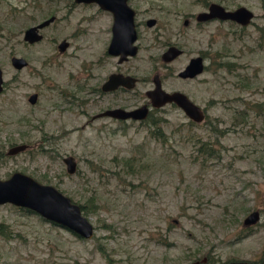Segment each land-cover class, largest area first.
<instances>
[{"label":"rangeland","instance_id":"rangeland-1","mask_svg":"<svg viewBox=\"0 0 264 264\" xmlns=\"http://www.w3.org/2000/svg\"><path fill=\"white\" fill-rule=\"evenodd\" d=\"M211 1L228 9L245 5L254 17L246 26L197 21ZM128 2L136 11L138 51L119 63L106 52L112 14L97 3L0 0V150L30 144L3 155L0 178L19 170L55 185L91 208L86 216L95 228L91 238H79L32 210L0 204V264H198L207 256L213 264H264L263 0ZM50 14L57 18L41 30L43 38L25 42L24 29ZM64 38L69 45L61 51ZM167 42L183 49L168 64L160 56ZM201 52L211 69L178 77ZM224 54L235 69L214 71L211 63ZM13 55L28 63L17 69ZM115 67L137 78L120 93L124 99L90 92ZM154 73L163 87L203 107L204 120L192 123L174 103L152 107L145 120L92 118L114 103L133 108L147 101ZM32 92L35 103L28 100ZM203 140L213 155L197 151ZM69 154L74 173L63 161ZM254 209L260 220L244 225Z\"/></svg>","mask_w":264,"mask_h":264},{"label":"water","instance_id":"water-1","mask_svg":"<svg viewBox=\"0 0 264 264\" xmlns=\"http://www.w3.org/2000/svg\"><path fill=\"white\" fill-rule=\"evenodd\" d=\"M77 2H96L103 9L109 10L113 15L111 26V39L108 45V52L112 55H119V61H122L138 51L135 43L137 40V29L135 24V9L129 4L128 0H75ZM254 17L252 9L245 5H239L233 9H228L219 2L211 1L205 10L199 11L195 19L199 22H205L213 19L231 20L241 26L250 24ZM55 20V15L29 25L23 31V40L29 43L39 41L42 38L41 29L48 26ZM156 19L150 17L147 19L149 26L155 23ZM189 22L184 19V24ZM69 42L64 38L58 43V48L65 50ZM182 49L177 46H169L162 53V58L166 61L171 60ZM11 63L14 67L20 69L24 67L27 60L24 57L13 55ZM204 59L201 55L193 56L184 69L179 71L183 77H194L200 74L204 69ZM136 77L130 74L112 72L108 75L106 81L102 84L103 90H112L119 85L132 88L136 83ZM154 87L146 91L149 103L153 107H160L166 103L174 102L184 113L194 122L198 123L204 120L205 111L203 107L194 102L185 92L181 90L168 91L161 85L158 74H154ZM3 74L0 67V91L3 88ZM36 93L29 96L30 102H35ZM149 114V106L141 104L137 107L128 109L115 107L105 109L97 116H111L118 119H145ZM27 147L26 143H18L9 147L8 154H16ZM66 169L69 173H74L77 163L72 155L63 157ZM11 203L38 213L44 219L56 223L73 232L82 238H91L94 234V224L87 217L79 203L65 194L53 184L42 183L35 177L16 170L8 177L0 178V204ZM261 218L260 211L254 209L250 211L243 219L244 225H251L258 222ZM206 261V257L202 259ZM195 264V263H192Z\"/></svg>","mask_w":264,"mask_h":264},{"label":"flooded vegetation","instance_id":"flooded-vegetation-1","mask_svg":"<svg viewBox=\"0 0 264 264\" xmlns=\"http://www.w3.org/2000/svg\"><path fill=\"white\" fill-rule=\"evenodd\" d=\"M75 1V0H74ZM75 2H77V1H75ZM77 3H92V2H77ZM96 3V2H95ZM98 4V3H97ZM98 6H99V4H98ZM100 7V6H99ZM101 8V7H100ZM103 9V8H102ZM106 10V9H105ZM109 11V10H108ZM112 14V13H111ZM135 14H136V12H135ZM50 15H55V14H50ZM49 15V16H50ZM112 17H113V15H112ZM56 18H57V16L55 15V20H56ZM148 19V18H147ZM147 19H146V24H147ZM54 20V21H55ZM54 21H52V22H54ZM210 21V20H209ZM51 22V23H52ZM112 22H113V20H112ZM50 23V24H51ZM155 23H156V21H155ZM154 23V24H155ZM49 24V25H50ZM135 24H136V22H135ZM153 24V25H154ZM148 25V24H147ZM111 26H112V24L110 25V31H111ZM47 27V26H46ZM45 28V27H44ZM42 30V29H41ZM41 32V31H40ZM43 34V33H42ZM111 35H112V31H111ZM111 35H110V37H109V42H108V44H107V46H106V52L108 53V54H110V55H112L111 53H109L108 52V50H107V48H108V45H109V43H110V39H111ZM42 38H43V35H42ZM41 38V39H42ZM40 39V40H41ZM39 40V41H40ZM25 42H27V41H25ZM36 42H38V41H36ZM36 42H33V43H36ZM27 43H29V42H27ZM33 43H29V44H33ZM69 45V44H68ZM166 45V47H165V49L164 50H166L169 46H177V47H179L180 49H182L177 43H173V42H167V44H165ZM58 46V45H57ZM164 50L161 52V59L166 63V64H168L169 62H171V61H173V60H175L178 56H180L181 54H183V49H182V52L181 53H179V54H177L174 58H172L171 60H169V61H166V60H164L163 58H162V53L164 52ZM135 55V54H134ZM198 55H201L202 57H203V59H204V62H205V56L202 54V52H201V54H198ZM112 56H115V57H117V62H119V63H121V62H123V61H125V60H127V58L126 59H124V60H122V61H119V55H112ZM130 56H133V55H130ZM130 56H128V58L130 57ZM196 56V55H195ZM12 57V56H11ZM193 57V56H192ZM192 57H190L189 58V60H188V62L183 66V67H181V69H178V71H177V76L178 77H180V78H182V79H188V78H193V77H183V76H180L179 75V71L180 70H182V69H184L185 68V66L189 63V61H190V59L192 58ZM27 63H28V61H27ZM26 63V64H27ZM18 69V68H17ZM204 69H205V65H204ZM203 69V70H204ZM112 72H115V73H122V74H125V73H123L122 71H120L119 70V68L118 67H115V69L113 70V71H111L110 73H112ZM172 72H174V71H172ZM109 73V74H110ZM108 74V75H109ZM154 74H156V73H154ZM154 74H153V76H152V81H153V87H154V80H153V77H154ZM158 74V73H157ZM108 75L106 76V78L103 80V82H101V84H100V86L99 85H96V86H92L91 87V90H90V92H96V93H98L99 95H100V97L102 98V97H104L105 95H109V93H113V94H118L119 95V97L118 98H116L115 100H118V99H124L123 97H122V95H120V93L122 92V91H125L126 90V88L127 87H125V86H123V85H119V86H117L116 88H114V89H112V90H103L102 89V84L106 81V79H107V77H108ZM158 76L160 77V75L158 74ZM197 76V75H196ZM195 77V76H194ZM137 79V78H136ZM160 80H161V85H162V87H163V84H162V79H161V77H160ZM137 81V80H136ZM136 84V83H135ZM2 85H3V83H2ZM135 86V85H134ZM133 86V87H134ZM132 87V88H133ZM153 87H151V88H153ZM151 88H149V89H151ZM164 89H166L165 87H163ZM3 89V88H2ZM127 89H130V88H127ZM149 89H147V90H149ZM146 90V91H147ZM166 90H168V89H166ZM173 90H180V89H177V88H172V89H170V90H168V91H173ZM2 91V90H1ZM0 91V92H1ZM146 91H145V94H146ZM32 93H36L37 94V97H36V100H35V102L37 101V98H38V93L37 92H32ZM32 93H30L29 94V96L32 94ZM112 95V94H111ZM29 96H28V100H29ZM148 97V96H147ZM30 102V101H29ZM35 102H33V103H35ZM117 102H120V101H117ZM30 103H32V102H30ZM147 104L148 106H149V113H150V111H151V109H152V105L149 103V98H148V100L147 101H143L141 104ZM170 103H174V102H170ZM141 104H139V105H141ZM167 104V103H166ZM175 104V103H174ZM138 105V106H139ZM115 107H122V108H126V107H124V106H121L120 105V103H114L113 105H108L107 107H105L104 109H101V110H99V111H97L96 113H94L93 115H92V118H97V117H110V118H114V119H118V118H115V117H111V116H95V115H97L98 113H100V112H102V111H104L105 109H109V108H115ZM135 107H137V106H135ZM134 108V107H133ZM128 109H131V108H128ZM148 116H149V114H148ZM147 116V117H148ZM146 117V118H147ZM145 118V119H146ZM145 119H142V120H145ZM120 120H123V119H120ZM127 120V119H126ZM135 120V119H134ZM18 143H26V142H18ZM18 143H12L11 145H9L8 146V148H7V150L9 149V147L10 146H12V145H14V144H18ZM27 144V147L23 150V151H25L26 149H28L29 148V146H30V144L29 143H26ZM7 150L5 151V152H2L1 150H0V159L1 158H3L4 156L3 155H13V154H8L7 153ZM22 152V151H21ZM17 154V153H16ZM206 260H207V258H206ZM202 261V260H201ZM202 262H206V261H202ZM258 263V262H257ZM199 264V263H198Z\"/></svg>","mask_w":264,"mask_h":264},{"label":"trees","instance_id":"trees-1","mask_svg":"<svg viewBox=\"0 0 264 264\" xmlns=\"http://www.w3.org/2000/svg\"><path fill=\"white\" fill-rule=\"evenodd\" d=\"M263 2H264V0H263ZM204 4H207V2L205 1ZM7 39L9 40L10 36H8ZM203 55L206 57L205 53ZM225 56L226 55L224 54V56L223 55L218 56V60H215V61L213 60V62L211 64H212V66H214L213 63H215V66L213 67L214 71H217L219 67H222L223 69H226L227 71H231V70L235 69V65H234L235 63L233 61L225 58ZM206 68L211 69V65H205V69ZM147 118H149V116ZM152 122L155 123V126L157 125L155 120H153ZM193 122L194 121L192 120V123ZM212 128L215 130V132L217 134H218V131H221L220 129L218 130L217 124L213 125ZM155 132H156V135H158V136H162L164 134L163 130L160 127H156ZM163 140H165V139L163 138ZM197 151H200L202 154L206 153V154L213 155L214 148H213V146H210V143H208V141L203 140L197 145ZM125 159H129V158H125ZM80 206H81L82 211L85 215L91 211V208H89V206L86 203L80 204ZM79 238H82V237H79ZM206 258H207L206 262H200L199 264H213L210 256H207ZM240 262L241 261H235V260L230 259V260H227V261L222 262L220 264H256L258 261H255V262L253 261V262H249V263H248V261L245 263H240Z\"/></svg>","mask_w":264,"mask_h":264}]
</instances>
